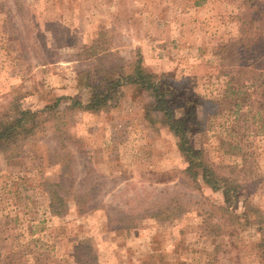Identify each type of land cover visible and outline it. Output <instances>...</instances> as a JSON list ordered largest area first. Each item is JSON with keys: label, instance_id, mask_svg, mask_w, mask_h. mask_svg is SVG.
Wrapping results in <instances>:
<instances>
[{"label": "rangeland", "instance_id": "obj_1", "mask_svg": "<svg viewBox=\"0 0 264 264\" xmlns=\"http://www.w3.org/2000/svg\"><path fill=\"white\" fill-rule=\"evenodd\" d=\"M234 1L0 0V112L14 106L40 112L31 121L33 135L14 153L0 146V221L10 220L0 245L11 247L7 262L264 264L261 98L239 138L252 142L250 169L226 153L223 121L206 137H193L222 174H229L223 166L241 164L242 225L223 217L221 193L187 179L176 136L139 86H124L119 101L97 113L40 111L55 96L86 103L87 82L134 61L139 51L147 69L168 74L183 93L220 96L217 46L257 25L236 18ZM47 182L63 185L69 203L63 217L49 209Z\"/></svg>", "mask_w": 264, "mask_h": 264}, {"label": "trees", "instance_id": "obj_2", "mask_svg": "<svg viewBox=\"0 0 264 264\" xmlns=\"http://www.w3.org/2000/svg\"><path fill=\"white\" fill-rule=\"evenodd\" d=\"M236 1L240 3L237 6L239 12L236 18L243 25L247 22L257 25L251 32L241 31L240 36L217 46L216 54L220 55L222 61L220 76L224 80V90L220 96L209 98L197 95L195 98L196 94L193 92L185 90L183 93V88L175 84L168 74H157L147 69L144 57L139 51L134 61L113 65L100 73L96 82H87L91 96L86 103L73 96H55L53 104L46 103L40 110L41 113L57 111L67 114V111L77 109L97 113L111 101L118 102L123 95L124 86H139L152 95L153 110L161 115L163 122L176 136L178 149L187 163L184 169L187 179L193 182L195 187L199 188L202 182L214 192L221 193L223 203L219 209L224 212L223 217L235 225H242L240 223L242 214L237 212V207L244 186L237 175L241 164L242 168L250 169L247 165L255 153L250 150L252 145L250 140L243 141L239 138L243 136L245 122L249 123L247 115L253 113L258 98L262 99L261 104L264 105V0L234 2ZM250 10L253 12L251 17L247 18L245 14ZM66 97L71 102L62 111L61 104L68 100ZM10 106L12 108L13 104L10 103ZM39 113L19 106H14L12 111L6 109L0 112V146L4 151L14 153L15 148L19 147L24 139L33 135L36 124L31 125V121ZM217 120L223 121L221 125L225 128L227 138L222 136L220 139L223 146L226 145L229 149L226 153L242 158L241 164L223 166L229 168L227 175L220 172L219 169L222 167L211 159L205 144L200 143V146H196L193 141L195 132L206 137ZM45 190L52 215L65 216L69 210V203L64 196L63 185L58 182H47ZM172 214L171 210L169 215ZM243 215L246 216L247 213ZM157 216H160L159 212ZM9 222L10 220L4 223L0 221V235L5 233L3 227L8 226ZM9 249H4L0 245V264L14 262L6 261L10 255L4 253Z\"/></svg>", "mask_w": 264, "mask_h": 264}]
</instances>
